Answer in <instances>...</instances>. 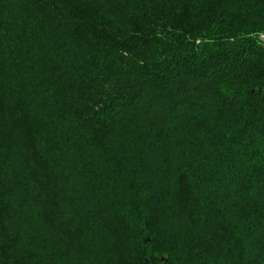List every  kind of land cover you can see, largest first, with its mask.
I'll list each match as a JSON object with an SVG mask.
<instances>
[{"label":"trees","instance_id":"obj_1","mask_svg":"<svg viewBox=\"0 0 264 264\" xmlns=\"http://www.w3.org/2000/svg\"><path fill=\"white\" fill-rule=\"evenodd\" d=\"M262 33L264 0H0V264H264Z\"/></svg>","mask_w":264,"mask_h":264},{"label":"rangeland","instance_id":"obj_2","mask_svg":"<svg viewBox=\"0 0 264 264\" xmlns=\"http://www.w3.org/2000/svg\"><path fill=\"white\" fill-rule=\"evenodd\" d=\"M264 33H262V34H258V35H260V38H261V40L264 42V35H263ZM252 36V35H251Z\"/></svg>","mask_w":264,"mask_h":264}]
</instances>
